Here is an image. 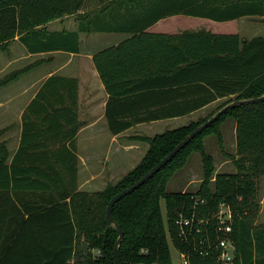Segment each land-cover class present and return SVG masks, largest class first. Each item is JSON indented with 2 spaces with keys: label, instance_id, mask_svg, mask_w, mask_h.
<instances>
[{
  "label": "trees",
  "instance_id": "trees-1",
  "mask_svg": "<svg viewBox=\"0 0 264 264\" xmlns=\"http://www.w3.org/2000/svg\"><path fill=\"white\" fill-rule=\"evenodd\" d=\"M90 2L0 0V48L18 35L30 52L77 51L80 31L128 33L92 55L108 94L105 118L112 134L227 98L197 121L141 138L148 148L132 169L100 190L82 191L77 189V78L59 73L46 77L22 113L21 141L10 163L0 141V264H115L118 230L106 222L109 199L224 105L264 94V35L247 38L204 28L146 30L159 18L179 12L216 20L264 14V0H103L98 6ZM84 7L88 8L79 11ZM68 14L75 15L76 29L45 28L47 21ZM25 69L4 74L0 86ZM227 118L235 122V153L230 155L235 170L216 173L203 138L214 135L223 150L221 124ZM194 151L202 162L199 187L194 192H167V182ZM262 176L264 99L222 112L147 181L113 204L112 218L123 232L117 248L121 264H174L170 244L191 250L177 236L174 219L179 210L190 208L194 195L206 199L205 210L221 202L232 209L234 264H264V224L256 223ZM95 249L100 256L93 255ZM214 256L191 251L188 264H215Z\"/></svg>",
  "mask_w": 264,
  "mask_h": 264
},
{
  "label": "crops",
  "instance_id": "crops-1",
  "mask_svg": "<svg viewBox=\"0 0 264 264\" xmlns=\"http://www.w3.org/2000/svg\"><path fill=\"white\" fill-rule=\"evenodd\" d=\"M90 1L92 6H98L103 0ZM87 8L84 7L79 11ZM184 19L198 20V23L186 27L176 26ZM44 26L46 29L74 30L77 27V20L74 14H68L53 18ZM222 26L224 28L219 30ZM199 28L212 32H235L242 37L250 38L252 36H246L249 35L246 34L248 28L257 31L254 35L264 32V14H247L226 20H216L179 12L159 18L147 26L146 30L179 32L184 29ZM128 35L126 32L115 31H80L77 51L56 49L40 52L28 51L18 35H15L5 47L0 48V75L26 67L13 81L0 86V141L8 150V163L11 162L20 145L22 113L46 77L53 73L77 78V118L80 123L75 137L78 158L77 189L82 191L88 190L85 188H104L108 182L106 179L110 174L109 170L115 172L129 162L132 163L128 170L132 169L148 148V143L141 138L181 126L197 112L215 109L227 98H218L186 115L136 123L120 133L112 134L105 118L108 94L94 67L92 55L101 48L118 43ZM13 83L16 84L10 86ZM221 134L223 143L232 142V147L235 148V122L231 118H227L221 124ZM227 161L228 159H225L223 163ZM103 170H106L107 174ZM231 172H233L232 169ZM111 178L116 177L112 175Z\"/></svg>",
  "mask_w": 264,
  "mask_h": 264
},
{
  "label": "built area",
  "instance_id": "built-area-1",
  "mask_svg": "<svg viewBox=\"0 0 264 264\" xmlns=\"http://www.w3.org/2000/svg\"><path fill=\"white\" fill-rule=\"evenodd\" d=\"M206 199L194 195L188 209L177 212L174 224L179 239L191 245V250L174 247L180 264H188L191 251L202 256L214 254L215 264H234L236 250L232 239L233 212L229 205L219 203L215 209L205 210ZM97 256L101 252L96 251Z\"/></svg>",
  "mask_w": 264,
  "mask_h": 264
},
{
  "label": "rangeland",
  "instance_id": "rangeland-1",
  "mask_svg": "<svg viewBox=\"0 0 264 264\" xmlns=\"http://www.w3.org/2000/svg\"><path fill=\"white\" fill-rule=\"evenodd\" d=\"M196 22L198 23V20L184 19L182 21H179V23H177L176 26H184V27L192 26ZM204 25L207 26L206 24H204ZM223 28L224 27L222 26V27H220L219 30H222ZM247 32L248 33H246V34H249V35H246V36H253L254 34L257 33V31H254V29H251V28H248ZM262 35H264V32H262ZM2 75H0V78L2 77ZM14 84H16V83H13L10 86H14ZM213 109L214 108L208 109L204 112H200V111L197 112L193 117H191L183 125H186L191 121H197L200 118H203L204 116L210 114V112ZM203 145H204L205 150L213 156V159H214L215 164H216L215 165V169H216L215 172L216 173L217 172H228V171L231 172V169H232V171L235 170V166L233 164V159L231 158V156H233V154L235 153V148L232 147V142H230V143L226 142L225 144L223 143V150H221L217 144L216 137L214 135H206L203 138ZM225 159H228V161L223 163ZM131 163L132 162L127 163L126 165H124V167H122L120 170H116L115 172H113V171L111 172L109 170L110 174H108V178H110V179H108V178L106 179L108 181L107 184L108 183H115L119 179V177H121L124 173L129 171L128 169H129ZM103 171L105 174H107L106 170H103ZM112 175L115 176L116 178L112 179L111 178ZM201 179H202L201 156L198 152L194 151L188 156L187 161L184 164V166L182 168L178 169L171 176V178L169 179V181L166 184L165 190L167 192H177V191H182V192L183 191H188V192L192 191V192H194L199 187ZM211 187H213V182L211 183ZM85 189L86 190L88 189L87 191H97L98 189H100V187L94 188V189H92V188H85ZM263 195H264V176H262L259 179L258 187H257V199L259 200V211H258V215L256 218V223H262V224H264V201L262 202ZM261 206H262V208H261ZM160 207H161L162 217L165 221L166 210H165V203H164L163 198L160 199ZM261 209H262V211H261ZM96 251H97L96 249L93 250V255L95 257H98L96 254ZM170 253H171L173 263L174 264H180V260L177 257V253L171 244H170Z\"/></svg>",
  "mask_w": 264,
  "mask_h": 264
},
{
  "label": "water",
  "instance_id": "water-1",
  "mask_svg": "<svg viewBox=\"0 0 264 264\" xmlns=\"http://www.w3.org/2000/svg\"><path fill=\"white\" fill-rule=\"evenodd\" d=\"M264 99V94L260 95L258 97L249 98V99H242V100H235L232 102L227 103L222 108L217 110L211 117H209L207 120L199 124L197 127H195L193 130H191L187 135H185L174 147L171 151H169L162 159H160L156 164H154L147 172H145L140 178H138L135 182H133L131 185H129L126 188L121 189L116 194H114L108 201L106 205L105 210V216H106V222L107 225H113L118 230V238L117 241L113 247V256H114V263L115 264H121L118 254H117V248L119 243L121 242L123 232L120 226L114 222L112 215H111V208L113 204L118 201L121 197L128 194L141 184H143L145 181H147L152 175H154L162 166H164L185 144H187L192 138H194L197 134H199L205 127H207L210 123L215 121L222 112L226 111L227 109L237 105V104H243V103H252L256 101H260Z\"/></svg>",
  "mask_w": 264,
  "mask_h": 264
}]
</instances>
